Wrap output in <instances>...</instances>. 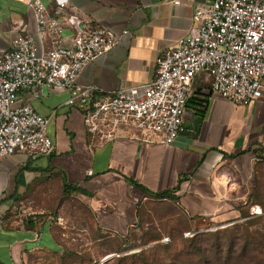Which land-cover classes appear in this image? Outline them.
<instances>
[{
  "label": "crops",
  "instance_id": "1",
  "mask_svg": "<svg viewBox=\"0 0 264 264\" xmlns=\"http://www.w3.org/2000/svg\"><path fill=\"white\" fill-rule=\"evenodd\" d=\"M42 1L55 11L56 0ZM27 2L0 0V51L9 50L19 35L33 36L39 54L50 47ZM210 2L70 0L74 10L64 20V46H71L84 25L107 27L118 39L85 66L78 83L107 93L152 81L158 56L188 34L197 10ZM193 87L183 130L173 142L159 136L144 141L137 131L121 129L95 148L83 113L67 105L68 90L44 87L39 98L21 93V101L41 115L54 114L48 127L54 150L49 156L15 153L0 161V264H24L32 253L60 246L52 228L61 222L50 208L61 196L80 199L103 231L134 230L144 203L157 200L131 180L153 192L170 190L173 201H158L181 211L195 231L236 221L252 192L258 156L264 157V83L260 99L240 105L216 92L203 74ZM65 182L78 190L64 194Z\"/></svg>",
  "mask_w": 264,
  "mask_h": 264
},
{
  "label": "built area",
  "instance_id": "2",
  "mask_svg": "<svg viewBox=\"0 0 264 264\" xmlns=\"http://www.w3.org/2000/svg\"><path fill=\"white\" fill-rule=\"evenodd\" d=\"M27 4L39 36L50 37L51 44L39 54L33 36L19 35L9 50L0 51V161L15 153L49 156L54 150L48 134L54 114L43 116L22 102L23 92L39 98L44 87L68 90L67 105L83 113L92 148L121 129L137 131L144 141L159 136L164 143L173 142L183 130L187 102L200 74L236 105L251 104L263 95L264 0H211L197 10L188 34L158 56L152 81L107 93L79 84L78 78L86 65L117 44L113 32L84 25L71 46H64V20L74 10L70 0H56L53 13L42 0Z\"/></svg>",
  "mask_w": 264,
  "mask_h": 264
},
{
  "label": "rangeland",
  "instance_id": "3",
  "mask_svg": "<svg viewBox=\"0 0 264 264\" xmlns=\"http://www.w3.org/2000/svg\"><path fill=\"white\" fill-rule=\"evenodd\" d=\"M251 193L257 201L264 204V161H259L254 166ZM57 196L55 194L56 198ZM165 206V204L156 201L144 203L139 225L131 232L130 243L126 246L123 244L124 240L103 231L93 222L88 208L80 199L61 196L60 200L54 202V206L50 210L54 220L61 222V224L53 225L52 230L64 251L39 250L27 257L24 264H98L115 257L116 251L120 248L126 249L124 254L131 255L157 243L161 246H178L181 240L191 238V236L185 237V232H197L191 227L188 219L183 215H176L174 210L169 215L164 214L168 213ZM259 207L262 210L261 206ZM253 210L257 211L258 209ZM245 211L250 214L253 212L249 209ZM259 214L250 215L240 221L247 219L254 221L255 216ZM261 224H264V220L258 223L255 228ZM225 226L208 228L200 232H212L215 229L225 228ZM155 235L161 239L147 244L143 243ZM164 238L168 240L164 241ZM110 255L114 256L106 259Z\"/></svg>",
  "mask_w": 264,
  "mask_h": 264
},
{
  "label": "trees",
  "instance_id": "4",
  "mask_svg": "<svg viewBox=\"0 0 264 264\" xmlns=\"http://www.w3.org/2000/svg\"><path fill=\"white\" fill-rule=\"evenodd\" d=\"M258 157H260V161H264L263 156ZM131 181L136 188L151 195L157 201L164 199L173 201L175 199L170 190L153 192L137 181ZM70 190L77 191L78 188L65 182L63 193L67 194ZM162 204H165L168 209L166 211L168 213L164 214L169 215L174 210L176 215H183L186 218L181 211L176 210L170 203ZM253 207L258 210L253 211ZM246 209L252 210V214L245 211ZM239 211L240 217L226 225L225 228L215 229L212 232L196 231L197 233H194L191 238L181 240L178 246H161L157 243L131 255L124 254L126 249L120 248L116 251L115 257L98 264H264V224L255 228L258 223L264 220V204L257 201L251 193L248 202L240 206ZM253 214H259L255 216L254 221L250 219L240 221ZM138 225L139 223L136 226ZM132 231L128 230L123 234L113 235L124 240L123 244L127 246L130 243ZM160 239L155 235L143 243L147 244ZM54 251L62 252L64 249L59 246Z\"/></svg>",
  "mask_w": 264,
  "mask_h": 264
},
{
  "label": "water",
  "instance_id": "5",
  "mask_svg": "<svg viewBox=\"0 0 264 264\" xmlns=\"http://www.w3.org/2000/svg\"><path fill=\"white\" fill-rule=\"evenodd\" d=\"M112 256H114V255H110L109 257H107L106 259H109L110 257H112Z\"/></svg>",
  "mask_w": 264,
  "mask_h": 264
}]
</instances>
